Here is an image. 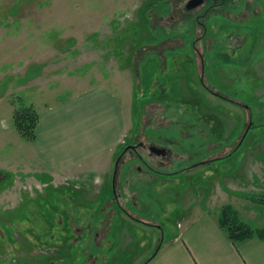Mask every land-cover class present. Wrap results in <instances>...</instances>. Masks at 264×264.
<instances>
[{"label":"rangeland","instance_id":"obj_1","mask_svg":"<svg viewBox=\"0 0 264 264\" xmlns=\"http://www.w3.org/2000/svg\"><path fill=\"white\" fill-rule=\"evenodd\" d=\"M187 1L0 0V166L16 173L3 177L1 184L36 166L27 157L28 141L15 127V114L36 112L98 84L111 85L123 95L121 104L131 122L127 143L135 140L139 156L122 151L118 161L124 156L132 168L138 163L148 171V162L155 161L146 159L144 149L150 144L190 154L170 155L166 163L156 164L158 171H179L177 166L191 164L197 169L210 160V167L227 165L243 180L244 163L263 161L264 0H218L211 6L204 0L185 11ZM204 170H195L193 178L199 183L188 188L187 171L143 180L133 169L129 182L141 185L135 192L140 196L143 191V200L136 210L135 203L127 205L161 227L156 236L153 226L137 223L128 229L120 219L101 234L78 235L70 227L63 230L56 214L47 229L46 210L57 207L55 201L61 198L47 204L43 186L24 175L17 182L22 186L4 189L5 194L15 190L14 200L0 201V264H134L142 249L172 236L181 219L176 213L167 217L174 210L183 214L228 206L230 218L262 229L261 203L239 204L231 197L233 186L239 185L234 174L235 184L227 186L235 170L226 174L224 185L215 183L217 175L204 184L211 178ZM252 176L258 181V175ZM174 177L178 192L183 190L177 200L175 195L163 204L150 200L149 193L156 190L173 192L168 186ZM32 189L35 201L27 200ZM51 244L60 245L51 247L54 256L47 250Z\"/></svg>","mask_w":264,"mask_h":264},{"label":"crops","instance_id":"obj_2","mask_svg":"<svg viewBox=\"0 0 264 264\" xmlns=\"http://www.w3.org/2000/svg\"><path fill=\"white\" fill-rule=\"evenodd\" d=\"M121 101H124V98L118 89L108 84H98L58 98L37 111L35 137L33 140H26L28 141L27 157L36 166L27 170V173L20 170L18 180L35 177V180L43 186L44 192H47L43 198L47 204L54 202L53 199L56 196L61 198L55 201L57 204L54 202L57 207L51 208H55L52 213L51 209L46 210L50 215V217L45 216L47 229L53 227L50 219L56 214L58 218H62L63 230L70 227L78 235L101 234L102 229L104 232L109 230L114 219L116 221L120 219L128 225V229L134 228L137 223L153 226L155 228V230L152 229L155 232L153 236H156V232L160 233L161 227L137 215L136 211L127 205L129 201L132 205L135 203L137 206L134 204L133 207L136 210V208L139 209L143 200V191L140 196L139 191L135 192V188L141 185L129 182L133 178L131 177L133 169L136 170V178L143 180L145 178L154 180L155 174L165 175L168 179L169 176L178 174L180 171H187L190 176L187 173L183 175L189 179L188 188L199 183L193 178V174L197 175L195 170L199 168H204L203 173L211 177L203 181L206 185L212 183L215 175L218 178L215 183L220 181L224 185L226 174L235 170L230 167L228 169L227 165L228 172L226 168L218 164L210 167L208 162L198 166L197 169H194L195 166L191 164L183 167L177 166L179 171H158L156 167L161 163H166L165 159L170 158V155L189 153L185 150H177L174 153L170 146L157 144L155 145L164 148L166 152L164 156L163 152L156 153L150 149L152 155H146V159L147 157L155 159V161L148 162V164L153 163L149 164L151 168L147 166L150 172L144 170L138 163L134 164L133 168L125 164L128 160H124V156L118 161L122 151L125 154L137 153V150L131 149L133 146L129 149L135 140H131L130 144L127 143V138L132 137L129 133L131 124H129L128 114H125ZM156 164L160 165L156 166ZM115 166L118 171H114ZM243 166L247 167L246 173L242 176L243 180H240L239 173L235 170V173H232V182L227 186L235 184L234 174H237L239 185L233 186V194L236 193L231 197L239 204H250L255 201L242 197L241 193H264V160L249 161ZM16 169L18 170L17 167ZM21 173H23L22 177ZM253 173L258 175V181H254ZM15 174L12 171L7 172L0 166V180ZM250 176L249 181L247 179ZM177 177L173 178V185L168 186L173 192L159 194L156 190L149 193L150 200L153 202L157 200L163 204L167 201L172 202L169 197H174V195L177 200L183 192V190L181 192L177 190ZM166 179L162 183H166ZM18 180L12 179V182L7 184L0 182L2 185L0 186V201L14 200L16 192L11 189L22 186V183H17ZM6 187H11L8 194L4 191ZM218 190L224 192L219 187ZM64 193L72 194V197L62 198ZM224 193L225 197H229L226 192ZM33 196L34 190L32 189V196L27 197V200L33 198H35L34 201L37 200V196ZM237 198L245 201L241 202ZM260 205L263 208L259 209L264 210V204ZM251 208L255 209L253 204ZM177 211L174 210L167 216L171 217L173 213H176L177 217L179 214L181 216V219L176 221V229L172 231V236L170 235L171 237L167 239L164 237L159 241L155 240L147 251L145 249H142V252L138 251L141 256L134 264H264V238L253 236L232 242L219 225L221 207L213 211L207 208L198 212L188 210L183 214ZM84 213L95 219L86 217ZM116 233L120 232L116 231ZM116 241H121V239H116Z\"/></svg>","mask_w":264,"mask_h":264},{"label":"trees","instance_id":"obj_3","mask_svg":"<svg viewBox=\"0 0 264 264\" xmlns=\"http://www.w3.org/2000/svg\"><path fill=\"white\" fill-rule=\"evenodd\" d=\"M36 111V110H35ZM38 120V113L24 110L21 114H15V127L25 140H33L35 137V128ZM239 165V164H238ZM255 202L264 204V196H248ZM228 206H223L220 211L219 225L227 233L228 238L232 242L242 241L253 236L264 238V227L262 229L253 230L250 226L242 222H238L236 218H230L232 211Z\"/></svg>","mask_w":264,"mask_h":264},{"label":"flooded vegetation","instance_id":"obj_4","mask_svg":"<svg viewBox=\"0 0 264 264\" xmlns=\"http://www.w3.org/2000/svg\"><path fill=\"white\" fill-rule=\"evenodd\" d=\"M214 1H218V0H207V4H208V6H211V5H213V3H214ZM189 2H190V0H188L185 4H184V8H185V11H191V10H193V9H195V8H197L198 6H200V5H202L203 3H204V0H201V2L198 4V5H194V6H188L189 5ZM191 4V3H190ZM246 133V132H245ZM133 146V148H131ZM133 149V150H137L138 148H137V146L136 147H134V145H130L129 146V149ZM147 149V150H146ZM146 149H144L145 150V153H146V155H148V154H150V155H152L151 153H150V149L152 150L153 149V151H155L156 153H161V152H163L162 154H164L166 151H165V149L164 148H161V147H159V146H156L155 144H150L149 145V147L148 148H146ZM149 149V150H148ZM210 152V151H209ZM135 156L134 157H138L139 155L137 154V153H135L134 154ZM164 156H165V154H164ZM207 156H209V155H207ZM170 157V156H169ZM168 158H166L165 160H167ZM218 159V161H222V160H220L221 158H217ZM223 159L225 160V157L223 156ZM207 161H209V160H207ZM213 162V161H212ZM212 162H207L208 163V165H210V163H212ZM201 165H203V164H200L199 166H201ZM198 166V165H197ZM148 167L149 168H151V166L148 164ZM170 177V176H169ZM169 179H171V178H169ZM60 245H58V246H56V245H54V244H51V245H49L48 246V249L47 250H49V253H50V255H52V256H54L55 254L54 253H52V252H50V249H51V247H59Z\"/></svg>","mask_w":264,"mask_h":264},{"label":"water","instance_id":"obj_5","mask_svg":"<svg viewBox=\"0 0 264 264\" xmlns=\"http://www.w3.org/2000/svg\"><path fill=\"white\" fill-rule=\"evenodd\" d=\"M201 2V0H190L189 5L188 6H194V5H198ZM191 3V4H190Z\"/></svg>","mask_w":264,"mask_h":264}]
</instances>
